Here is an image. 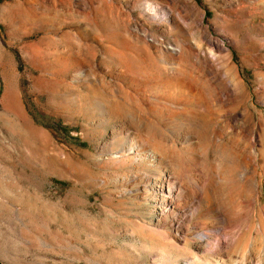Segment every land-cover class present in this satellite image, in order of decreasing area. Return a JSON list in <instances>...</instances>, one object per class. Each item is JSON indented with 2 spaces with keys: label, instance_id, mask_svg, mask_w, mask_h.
<instances>
[{
  "label": "rangeland",
  "instance_id": "rangeland-1",
  "mask_svg": "<svg viewBox=\"0 0 264 264\" xmlns=\"http://www.w3.org/2000/svg\"><path fill=\"white\" fill-rule=\"evenodd\" d=\"M205 225L264 250V0H0V264H181Z\"/></svg>",
  "mask_w": 264,
  "mask_h": 264
},
{
  "label": "bare ground",
  "instance_id": "bare-ground-1",
  "mask_svg": "<svg viewBox=\"0 0 264 264\" xmlns=\"http://www.w3.org/2000/svg\"><path fill=\"white\" fill-rule=\"evenodd\" d=\"M153 10H156L153 8ZM200 118V116L198 117ZM204 118L207 117L204 116ZM196 120V119H195ZM208 121V120H207ZM203 123V122H202ZM140 149V148H139ZM138 149V150H139ZM138 152V151H137ZM147 152V151H146ZM140 153V152H139ZM150 153V152H149ZM123 154V153H122ZM120 154V155H122ZM146 154V153H145ZM162 154V153H160ZM119 155V156H120ZM148 155V154H147ZM118 156V154H117ZM123 156V155H122ZM154 156V155H153ZM152 156V158H153ZM156 156V155H155ZM162 156V155H161ZM159 157V156H157ZM164 157V156H163ZM227 159V158H226ZM178 160V159H177ZM176 160V161H177ZM151 164V163H150ZM175 165V163H174ZM181 165V164H180ZM177 166V165H176ZM180 167V166H179ZM178 167V168H179ZM183 168V167H182ZM150 177V176H149ZM157 178V177H156ZM242 178L244 183L247 187H249V191L255 195L257 199L260 198L262 194L261 189L259 188V180H257L255 175H252L249 178H245L244 174L242 175ZM174 180V179H173ZM148 181V180H147ZM170 177L168 178L167 175H160L157 179L154 180V186L153 190L156 191L155 198L156 203L159 205V208L161 210V213L164 214H172L175 213V210L178 209V205L176 206V203L174 202L177 196L176 186L172 183H170ZM209 187V185H208ZM211 188V187H210ZM210 188H207L203 193V195L198 196L201 197V204L197 207V210L200 214H207L209 208L211 209L212 205L210 204V201L213 199V194ZM212 189V188H211ZM260 189V190H259ZM204 190V189H203ZM201 191V190H200ZM193 194V193H192ZM196 195V194H195ZM180 196V195H179ZM193 196V195H191ZM196 196V197H198ZM215 197V196H214ZM181 198V197H179ZM199 198V197H198ZM184 199V198H183ZM255 199V198H254ZM198 200V199H196ZM200 200V199H199ZM262 200V199H261ZM199 202V201H198ZM196 201V203H198ZM233 203V201L231 202ZM199 205V204H198ZM211 205V207H210ZM215 205V204H214ZM189 206V205H188ZM222 207V206H221ZM263 207V206H262ZM193 208V207H192ZM195 208V207H194ZM216 208V207H215ZM229 208V207H228ZM194 210L192 209L190 214H194ZM223 210V209H222ZM227 210V209H226ZM227 212V211H226ZM238 212V211H237ZM212 213V212H211ZM214 213V212H213ZM216 213V212H215ZM196 214V213H195ZM219 214V213H217ZM240 214V213H239ZM177 215V214H176ZM199 215V214H198ZM216 215V214H215ZM218 216V215H217ZM233 216V215H232ZM199 217V216H198ZM208 217V216H207ZM214 217V216H213ZM223 217V216H222ZM229 217V216H228ZM212 218V216H211ZM230 218V217H229ZM233 218V217H232ZM214 220V219H213ZM211 220V221H213ZM224 220V219H223ZM222 220V221H223ZM210 221V222H211ZM227 221V220H226ZM219 222V221H218ZM208 224V223H207ZM215 225V224H214ZM220 225V224H219ZM206 226V225H205ZM203 227V226H202ZM223 227V225H222ZM210 228V227H209ZM212 229V228H211ZM231 229V228H230ZM213 230V229H212ZM214 232V231H213ZM227 232V231H226ZM224 236L226 235L225 232H223ZM233 233V232H232ZM196 234V252L190 256H188L184 261H182L181 264H264V250L256 252L252 250H247L246 253H243L242 255H239L238 253H235L233 251L232 246L235 245V239L233 236L229 233L226 240H222L221 236L212 238L209 234V229L207 228H199L194 235ZM215 234V233H214ZM217 234V233H216ZM215 236V235H214ZM194 239V238H193ZM213 240L214 243L212 244V256H208L205 254H202L201 251H204L206 245L209 244L210 240ZM211 240V241H212ZM211 244V243H210ZM217 255V257L215 256Z\"/></svg>",
  "mask_w": 264,
  "mask_h": 264
}]
</instances>
